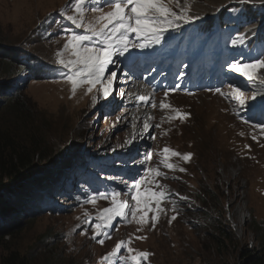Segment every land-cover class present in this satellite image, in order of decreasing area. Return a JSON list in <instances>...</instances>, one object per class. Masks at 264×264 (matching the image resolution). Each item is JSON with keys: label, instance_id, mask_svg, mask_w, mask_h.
Returning a JSON list of instances; mask_svg holds the SVG:
<instances>
[{"label": "rangeland", "instance_id": "obj_1", "mask_svg": "<svg viewBox=\"0 0 264 264\" xmlns=\"http://www.w3.org/2000/svg\"><path fill=\"white\" fill-rule=\"evenodd\" d=\"M177 2L165 0L174 11H179ZM227 2L179 0L181 8L200 18L169 29L159 43L132 36L133 44L147 47L130 44L128 52L114 58L116 63L110 67L118 80L109 102L97 90L89 92L86 84L73 94L66 77L40 80L41 73L29 66L20 72L15 64H3L5 59L24 62L20 55H26L36 68L56 65L55 70L65 76L67 69L59 59L73 58L65 45L73 32L83 31H63L67 23L75 26L68 16L80 18L78 0H0V89H10V80L20 76L18 99L27 107L26 120L20 123L14 115V121L12 113L2 109L8 93L0 95V125L18 127L26 144L33 137L45 142V159L37 158L18 182L25 183H17L19 189L7 190L23 191L17 198H8L17 217L3 221L0 227V263L5 250L12 249L31 256L35 264H133L125 248L104 260L120 241L135 250L132 254L149 253L141 264H242L240 254L245 255L247 249L257 256L261 253L257 231L264 226V118L249 119L248 108L225 94L239 87L245 105L257 103L264 95L260 83L264 69L252 81L230 69L225 86L202 88L196 83L193 65L196 51L210 43L205 35L196 33L198 26H209L204 17ZM87 5L94 6L93 1L85 0L83 5L85 21L92 22L101 13L87 10ZM101 7L104 13L112 11L104 3ZM215 19L211 30L218 31L224 25L219 17ZM170 53H174L171 57L177 54V59H170ZM13 71L18 73L11 78ZM129 74L134 76L133 82L144 84L156 105L147 104L154 114L151 126L141 129L143 136L130 140L132 124L124 117L132 110L128 99L138 98L123 91L129 86L123 83L129 81ZM120 92L124 93L122 99ZM162 102L169 107L162 108ZM165 148L170 151L165 153ZM165 162L173 164V169L165 167ZM157 170L164 175L153 179ZM88 179L107 198L89 202ZM141 179L143 195L165 192L164 211L149 212L146 224L115 217L111 227L104 229L105 235L95 236V224L103 223L99 219L103 210L120 201L131 203L134 193L130 187ZM41 181L46 185L34 187ZM115 193L120 195L114 202L111 195ZM51 203L55 211L44 210ZM154 215L158 216L155 222Z\"/></svg>", "mask_w": 264, "mask_h": 264}, {"label": "snow or ice", "instance_id": "obj_2", "mask_svg": "<svg viewBox=\"0 0 264 264\" xmlns=\"http://www.w3.org/2000/svg\"><path fill=\"white\" fill-rule=\"evenodd\" d=\"M240 2L247 3L249 0H240ZM78 3L80 4V18L76 19L70 15L67 19L76 28L83 31L81 33L73 32L65 45L66 48L70 49L73 58L67 61L61 58L59 63L64 69H67L64 74L67 81L72 85L73 94H75L78 86L86 84L89 92L95 89L104 99H107L113 93L114 81L118 80L117 72L110 67L116 63L114 58L128 52L130 44L133 47H147L146 44H133L130 34H135L140 39L159 43L160 37L169 29L178 28L200 18L191 14L188 9L181 8L179 0L177 2L179 11H174L168 7L165 0H104V6H111L112 11L104 13L103 7H89L87 10L100 12L101 15L92 22H86L83 7L85 0H78ZM260 69H264V60L260 59L244 64H231V70L246 77L248 81H252ZM260 83L264 84V79H261ZM229 87L232 86L229 85ZM216 91L220 92V89L217 88ZM167 94L165 93L166 96ZM119 95L123 96L124 93L120 92ZM225 95L229 99H234L242 108L247 107L249 111L259 108L264 113V97L258 103L245 105L242 98L244 94L239 87L234 88L232 93ZM252 99L255 100V97ZM139 100L141 103L146 102L151 107H156L151 100L146 99L144 96H140ZM161 107L167 108L169 105L162 102ZM261 124H264V121H261ZM143 127L149 128V124L144 123ZM163 151L168 153L170 150L165 148ZM171 155L178 156L180 154L171 152ZM148 158L150 159V156ZM183 158L187 160L189 157L185 155ZM165 167L173 169L174 166L165 162ZM149 171L152 170L149 169ZM163 175L164 173L157 170L153 179L155 176ZM143 182V179H141L131 185L130 192L134 193L131 196V203L120 201L114 208L110 207L103 210V214L99 217L103 223L95 224V236L105 235L104 229L111 227L110 221L115 217L124 218L125 221L134 220L137 223L146 224L149 212L156 214L164 211L161 203L166 196L165 192L151 191L145 196L140 191ZM119 195V193L112 194V200L115 202L116 197ZM98 198H107V195L104 192H97L96 195L90 197L89 202L95 203ZM153 204H155V207H153ZM175 218V216L172 217L173 220ZM152 219L155 222L158 216L154 215ZM95 236H93V239H95ZM109 238L111 237L109 236ZM141 238L137 237V239ZM98 242L103 244L104 240L100 239ZM122 248L126 249L129 254L128 259L133 264H141L142 260H146L149 256L147 252L132 254L135 250L128 247L127 242L120 241L115 245V250L107 254L104 260L107 261L109 257L121 254Z\"/></svg>", "mask_w": 264, "mask_h": 264}, {"label": "trees", "instance_id": "obj_3", "mask_svg": "<svg viewBox=\"0 0 264 264\" xmlns=\"http://www.w3.org/2000/svg\"><path fill=\"white\" fill-rule=\"evenodd\" d=\"M91 1H93L94 6L99 7H101L104 3V0ZM87 6L91 7V5ZM215 17H219V22L224 25V27L218 31L211 30L212 23L216 22ZM204 20L210 22V25L208 26L200 24L196 30V33H202V35H205V39L207 40L209 38L208 42L210 43H212L217 36L221 37L224 35L235 37L238 39L258 40L260 43L264 42V0H249V2L247 3H241L238 0H228L227 3H224L223 5L219 6L212 14L204 17ZM64 29L75 31L76 27L72 26L70 23H67L64 26L63 31ZM170 32L172 31L170 30ZM232 32L235 36L231 35ZM237 34L241 37L239 38L238 36H236ZM226 43L230 46L232 41L230 39H227ZM17 50H20L24 53L28 52L25 48H16L15 51ZM201 53L202 50L200 49L197 55ZM20 58L24 60V62L5 59L3 64L6 66L15 64V67H17V71L19 70L20 72L25 71L27 69V66H29L33 70L39 71L41 73L42 78H40V80H46L49 77V75L44 73L43 69L36 68L35 64L32 65L30 59L26 55H20ZM52 67L55 69L57 66L53 65ZM16 74L13 71L11 72L10 77L13 78V76H15ZM64 77L65 76L62 74V77H59L58 79H63ZM19 78L20 76L16 78L14 82L12 81L13 79L10 80L8 85L12 84L11 88L0 89V95L3 96L4 93H8L6 99L3 101L4 104H6V106L2 108L4 109V113H12L14 121H16V118L14 117L15 115L20 118L18 122L22 123L27 118V107L24 101L21 102V100L18 99L21 93V90L16 89V85H19ZM14 86L15 88H13ZM3 102H0V104H3ZM5 109L7 112L5 111ZM28 112H30V110H28ZM250 114L252 115V117L249 119H252L255 122L258 121L256 119L258 117L264 118V113H262L259 108L252 109L250 111ZM253 117L256 118L253 119ZM9 122H12V120H10ZM18 131V127L9 125L8 128L7 124L5 127L0 125V227L2 226L3 221H9L10 217H17V214L13 213L14 204L10 203V201L13 197L17 198L19 193L23 191L18 190L17 192H14V190L7 193V190L16 189V187L19 189L17 185H20L23 182H18L24 177L25 173H27L30 169L33 168L37 158H41L42 160L45 159V150H43V145L45 144L44 139L33 137L29 141V144H26L24 142L25 140L19 136ZM33 180L29 181L28 183L33 182ZM39 184L46 185L44 184V181H41L39 183L35 182L34 187ZM88 187H90L92 190H95L93 194H91V196L96 195L97 192L100 191L96 188V186H89L88 184ZM47 188L48 187L44 186V189ZM53 191L54 194H57L58 197H61L59 191ZM103 192L105 193V191ZM47 197H49V195L45 198ZM51 204L52 205H49V208L44 207V210H53L55 208V205H53V203ZM28 218L30 217L28 216ZM90 219L92 221H95L96 217L94 215H91ZM1 231L2 230L0 229V232ZM257 232L259 235L258 240H260L259 242L262 246V251L257 256L253 254V250L251 248L247 249L245 255L240 254V256L243 257L241 261L242 264H264V226L258 227ZM5 251L6 253L1 258L0 264H35L31 256L23 255L19 251L12 249H6Z\"/></svg>", "mask_w": 264, "mask_h": 264}, {"label": "bare ground", "instance_id": "obj_4", "mask_svg": "<svg viewBox=\"0 0 264 264\" xmlns=\"http://www.w3.org/2000/svg\"><path fill=\"white\" fill-rule=\"evenodd\" d=\"M129 80H131V78H129ZM125 91H126V94L129 93V95H130V93H131L132 95H135V97L138 98L136 101H132V100H130V98L128 99V104L130 105L128 107H131L132 110L130 113H128V114L126 113L127 115L124 117L125 122H127L128 124H132V129L130 130L129 140L132 138L137 139L140 136H143V132L141 131V129L142 130L148 129V128H144L143 124L148 123L149 127H150L152 124L153 118H154L153 112L147 106L148 103H146V102L141 103L139 100V97L144 96V97H146V99L151 100L152 96L146 90L144 84H142V83L138 84V83H136V81H134V82L130 81L129 86H128V88L126 87ZM112 99L113 98H112V94H111L107 98V100L109 102H112ZM125 108H127V106ZM131 174H133V173H131Z\"/></svg>", "mask_w": 264, "mask_h": 264}]
</instances>
